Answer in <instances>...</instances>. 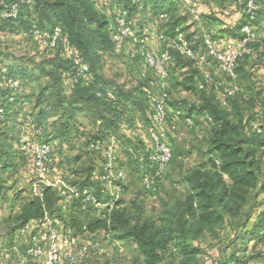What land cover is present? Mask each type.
Segmentation results:
<instances>
[{
	"label": "trees",
	"instance_id": "16d2710c",
	"mask_svg": "<svg viewBox=\"0 0 264 264\" xmlns=\"http://www.w3.org/2000/svg\"><path fill=\"white\" fill-rule=\"evenodd\" d=\"M137 1L143 2V5L149 8L145 11L153 16L160 14L168 16V19L163 21L165 24L163 27L169 28L168 32L164 33L170 34L171 36L168 35L170 38L177 29L185 34L187 30L185 25L191 17L193 22L200 26L201 38L196 40L190 34H185V37L196 51H205V34L211 35L218 47L219 33L235 38L237 40L235 44L240 43L245 37L242 33L243 27L250 25L256 34V26L260 25V19L264 18V9L262 11L258 9L264 4V0H258L255 3L256 9L251 13L247 11L249 0H207L208 4L213 1L220 7L232 3L241 15L233 27L216 32L212 24L221 20L220 14L208 4L202 7V1L199 0H33L31 5H22L17 19L0 23V29L19 34L25 32V35L35 27L48 31L59 27L75 55L88 64L89 73L86 80L74 84L77 67L64 44H60L55 51H49L46 46L39 43L42 48L53 52L54 55L36 68L29 69L28 65H25L7 69L0 62L2 70L9 78L18 82L21 90L16 96L15 104H9L7 98L10 91L4 84H0V105H5L7 110L12 112L6 123L0 122L1 174L14 161L15 145L11 141L15 140L19 145L18 131L16 125L11 124V118L18 114L20 106H17L20 102L31 103L24 95L23 88L42 78H46L47 83L41 87L35 101V107L39 112L27 128H31L29 136L32 140L47 143L57 140L60 145L73 146L72 142L80 136L77 118L81 115L91 116L94 122L96 120L102 122L104 130L85 137L84 151L87 156L94 158V154L88 150L89 145L98 140L106 142V132L109 130L116 133L124 123L122 117L127 112L139 111L148 116L150 121L151 111L143 89L127 90L100 73L105 56H116L115 53L119 52L111 36L117 11L124 9L133 26L132 19L140 12L143 13ZM186 5L192 6L191 9L199 15L200 22L195 20L194 14L189 12ZM115 6H120L117 11L114 10ZM2 9L0 7V11ZM255 42L257 36L256 40L249 44L250 49ZM254 51L252 50L253 54ZM172 54L175 61L170 71V80L172 75L175 76L179 72L177 86L197 99L196 105H187L183 102L174 108H181L185 113V117L179 120L184 122L185 118H192L194 127L190 130H193L195 128L193 115L197 113L205 116L207 122L214 126L212 134L208 137V149L201 154V162L184 178V197L175 200L173 205H167L165 211L155 218L145 217L140 210L133 216V212L123 207L122 202H118L105 219H89L82 214L76 204L66 225L78 235L100 232L116 235L120 241L134 243L143 258V264H166L167 255L174 249L185 260L196 259L201 253L196 242L208 234L217 237L218 231L223 230L231 220L244 217L241 227L238 226L240 231L235 233L227 247L230 253L221 264H248L255 258L252 255L255 249L260 245L264 246V174L261 162L264 155V120L261 115L255 114L253 117L245 115L238 100L241 94L245 93L242 79L247 75L243 66L252 56H245L238 63L237 83L241 92L236 97L228 99L234 102L227 110L219 102L213 87L204 82L202 71L180 54L175 52ZM46 64L50 69H47ZM185 69L186 72L182 73L181 71ZM69 84L72 86V92L67 96L65 86ZM200 84H203L204 88H201ZM107 91L115 94V101L110 102L106 97L98 96V93L105 94ZM55 112L62 122L61 129L57 134L48 136L44 128L46 120L50 113ZM256 121L261 125V133L255 131L252 126ZM171 148L172 162L174 148L172 146ZM141 152L138 154L140 174L143 167L140 161ZM81 158L77 156L75 161ZM95 169L89 166L82 181L75 183L71 180L69 184L80 187L97 185L91 177ZM32 181L33 176L27 179L26 183L30 185ZM27 198L12 221L13 231L18 232L33 221L45 220L58 210L60 201L58 193L50 187L44 188L42 197L31 196L29 191ZM133 205L136 206L135 202ZM182 264H185V261H182Z\"/></svg>",
	"mask_w": 264,
	"mask_h": 264
},
{
	"label": "built area",
	"instance_id": "2783aa9c",
	"mask_svg": "<svg viewBox=\"0 0 264 264\" xmlns=\"http://www.w3.org/2000/svg\"><path fill=\"white\" fill-rule=\"evenodd\" d=\"M257 1L249 0L247 7L249 13L256 9ZM32 3L33 0H0V7L3 8L0 11V23L17 19L21 6ZM194 18L200 22L198 14L194 13ZM167 19L166 14L158 16L160 22ZM154 26L152 22H149L142 31H138L132 26L127 12L124 9H119L111 29L116 50L121 51L126 46L136 47L138 54L142 57L143 66L138 77L143 84V93L151 111L148 129L150 145L145 155L140 158L143 163L141 184L147 193H154L158 190V184L172 160V148L166 140L169 122L172 118L182 119L185 117L183 109H172L169 105L170 71L175 61L170 48L174 44V40L164 32H158L156 39L163 48L160 51H154L149 46V37ZM175 33V43H177L180 55L192 61L202 71L204 82L213 87L219 102L226 107L228 99L236 97L241 92L236 72L239 61L245 56L253 57L249 44L256 40V34L252 27L245 25L242 29V33L245 35L243 40L225 49L218 47L211 35L205 34V51L194 50L186 40L185 34L179 29ZM25 36L46 46L49 51H55L60 44H64L68 55L73 57L77 67L74 84L77 85L87 79L88 64L75 55V51L64 39L61 28L57 27L48 31L35 27ZM210 68H214V73L210 71ZM0 84H4L10 91L7 98L8 103L15 104L16 96L20 94L21 90L18 82L9 78L2 70L1 65ZM200 87L204 88V85L200 84ZM98 96L106 97L110 102L116 100L115 94L111 91H107L105 94L98 93ZM19 106L20 110L17 115L21 121L30 103L22 101L17 107ZM11 113L5 105H0V122L6 123ZM184 122L189 129L194 127L192 118L187 117ZM252 126L258 133L262 132L261 125L257 121ZM17 131L20 153L25 158L31 159L33 164L30 195L42 197L44 188L50 187L57 191L60 199L58 210L54 214L45 220L33 221L18 231L21 237H27L29 241L22 255L19 254L17 247L14 248L18 254L19 264H81L86 261L92 251L98 250L95 244L97 233L75 234L74 230L66 225L69 222L70 214L77 204L79 210L87 218L105 219L119 201L116 199L110 203H103L98 197V189H101L102 194L106 193L103 187L123 192L129 181L128 172L121 164L115 148L107 142L98 140L92 142L88 147L95 157L103 160L102 168H96L91 176L97 185L87 187L70 185L67 171L61 172L58 176L55 175L57 164L53 145L32 140L27 128L21 127V125H18ZM3 255L0 250V257ZM206 264H213V261Z\"/></svg>",
	"mask_w": 264,
	"mask_h": 264
},
{
	"label": "rangeland",
	"instance_id": "374dc122",
	"mask_svg": "<svg viewBox=\"0 0 264 264\" xmlns=\"http://www.w3.org/2000/svg\"><path fill=\"white\" fill-rule=\"evenodd\" d=\"M199 1H202V7H206L205 5L208 4L207 0ZM208 5L213 7L216 13L220 14L221 20L219 22L224 25L234 23L235 20L241 17L232 3H226L224 7H220L217 3L210 1ZM258 9L262 11L264 4H261ZM137 23L138 20L136 21ZM185 27L187 29L186 35H193L196 40L201 38L200 26L193 22L192 19ZM24 33L19 34L0 29V62L5 68L15 69L17 67H25V65H28L29 69L36 68L54 55L53 52L50 53L47 49L42 48L37 41L26 37ZM256 36L257 42L251 45V50H255L253 57L249 59L248 63H244L243 66L247 75L246 78L242 79L245 93H242L238 100L240 102L239 106L245 115L252 117L255 114L261 115L264 120V95L262 94L264 91L263 17L260 19V25L256 26ZM156 43L157 46H160L156 40L151 45L156 46ZM131 48L132 46H127L125 49L116 52V56L106 55L100 73L108 80L119 83L127 90L139 89L142 91L143 84L138 77V73L143 66L142 57L140 54L132 52ZM45 66L50 69L48 64ZM178 80V76L172 75L169 82L170 107L174 109L179 104H183V102H186L187 105H196L197 99L193 95L183 92L177 86ZM46 83L47 79L42 78L40 81L31 83L23 88L24 95L31 100V103L25 110L21 121L17 114L11 118V124L16 125V130L18 125L28 128L30 123H33L39 112L35 107V101L41 87L45 86ZM71 92L72 86L70 84L66 85L65 95L68 96ZM233 102L229 100L228 105L224 108L229 110ZM83 117L85 116L81 115L78 120L80 136L72 142L73 146L66 144L62 147L63 155L61 157L64 171L69 173V181L74 180L75 183L82 181L86 169L89 168L88 164L92 163L94 167L99 165L96 164V161L97 163H103V160L95 156L94 158L87 156L83 151L82 146H85V142L84 137L81 135L91 136L95 131L93 118L86 117V119ZM193 117L195 120V128L193 130H190L182 120L178 122L171 120L169 122L168 130L170 129L174 136V159L159 182V188L156 192H145L141 184V174L139 173L140 178L137 181V178H131L133 176L128 171L130 181L123 192L103 187L106 193L102 194L99 188V199L103 203H110L117 199V201L123 203V207L133 212V216L140 210L145 217L155 218L165 211L167 205H173L175 200L183 198L185 195L184 178L201 162V154L207 151L208 137H210L214 128L213 125L207 122L205 116L194 113ZM61 125L62 122L59 121L57 112L50 113L44 127L45 134L48 136L57 134L61 129ZM30 129H27L28 133ZM166 138L170 140L171 134H167ZM11 142L15 145V148V140ZM14 151L13 164L8 169H5L0 176V250L4 254L0 257V264H19L18 254H16L14 248L17 247L19 254L22 255L29 243L27 237H21L17 231H13L12 221L17 216L23 202L28 199L27 196L32 188L33 181L30 185L26 181L32 177L33 164L31 159L25 158L17 147ZM145 152V150L141 152V156ZM77 156H81V160L75 161ZM261 162L264 174V155ZM133 202H135L136 206L133 205ZM244 219L242 217L231 220L223 230L218 231L217 237L208 234L196 242L195 244L201 249V253L196 259L192 261L185 260L174 249L167 255L166 264H182V261H185V264H206L209 261H213V264H221L229 255L230 250L227 247L235 233L240 231L241 223L244 222ZM84 221H86L85 218ZM239 225L240 227H238ZM96 239L95 244L98 250L92 251L86 261L81 264H143V259L134 243L120 241L116 235H107L103 232L97 233ZM252 255L255 258L248 264H264L263 245L255 249ZM240 257L243 256L240 255Z\"/></svg>",
	"mask_w": 264,
	"mask_h": 264
},
{
	"label": "crops",
	"instance_id": "0c3cea01",
	"mask_svg": "<svg viewBox=\"0 0 264 264\" xmlns=\"http://www.w3.org/2000/svg\"><path fill=\"white\" fill-rule=\"evenodd\" d=\"M137 2L139 3L140 11H142L143 13L140 12L137 15V17H134L132 19L133 26L136 30L142 31L144 29V27L149 22H152L155 26L153 28L151 36L149 37V46L156 52L160 51L163 48L161 45L157 46V43H156V46H152L151 44H152V42H155V40L157 42L156 34L158 32L167 33L169 28L163 27L165 24L158 20L157 15L153 16L151 13H148L147 10L145 11V9L147 7H145L143 5V2H140V1H137ZM186 6L188 7V10L190 13L191 12L193 14L195 13V11L191 9L192 6H190V5H186ZM118 7H120V6H115L114 10L117 11ZM147 9H149V8H147ZM107 13L109 14V12H107ZM190 19H192V18L190 17ZM137 20H138V23H137L138 25L136 24ZM237 21L238 20H235L234 23H231L229 25H224L220 22H218V23L213 22L214 23V25H213L214 30L216 32V31H219L221 29H227V28L233 27L234 24L237 23ZM168 35H170V34H168ZM218 35H219V37L217 36V38H218V44H219L220 48H224V49L228 48L237 42V40L235 38L231 37L228 34L219 33ZM175 36H176V33L172 37V39L174 40L173 41L174 44L170 48V51L175 52L177 54H180L178 51V48H177V43H175ZM200 48H201V46H200ZM131 51L138 54L136 47H132ZM210 71L212 73H214V68H210ZM181 72L185 73L186 69L182 70ZM178 75H179V72H177L175 74L176 77ZM82 116H85V115H82ZM86 117L89 118L91 116H85L83 118H86ZM79 118H80V116L77 118V122H78ZM92 118L93 117H91V119ZM122 118L124 119V123L120 125L118 131L116 133H113L112 131L108 130L106 132V139L105 140L109 145H112L115 148V150L119 156L120 162L126 168L127 172L129 171V174H131V176H133L131 178H133V179L137 178L136 180L138 181V179L140 178V175H139L140 169H139V161H138L139 155L138 154H140L139 152L143 151L141 149H144L146 151L150 145V138H149V133H148V129L150 126V121L148 120L149 117L143 115L139 111L133 110L132 112H127ZM92 120L94 121V119H92ZM171 120L176 121V122L179 121V119H175V118H172ZM94 123H95V125H93V128L95 131L93 132V134H96L97 132H99V130L103 129L101 126L102 122L99 120H96ZM77 124L79 125V123H77ZM102 131H104V130H102ZM167 134H171L170 140L168 138H166V140L169 143V145H171L174 148V144H173V137L174 136H173L172 132L170 131V129L167 131ZM85 136H84V141H85ZM58 143H59V141H57V140L52 142V145L54 147V151L56 153L57 171H56L55 175H57V176L60 175V173L64 171V167H63L64 165L62 163L63 160H62L61 156L63 155L62 147L65 146V145H60V144L58 145ZM54 144H56L55 145L56 148H55ZM16 147H17V149H20L18 144H16ZM82 147H83V151H84L85 148H84V146H82ZM96 164H99V165L93 167L92 163H90V164H88V166H92L93 168H97V169H99V168L101 169L103 166V163H97V161H96ZM134 170H136V171L134 172ZM128 179L130 181L129 176H128ZM129 181H128V183H129ZM133 183H135V182H133Z\"/></svg>",
	"mask_w": 264,
	"mask_h": 264
}]
</instances>
